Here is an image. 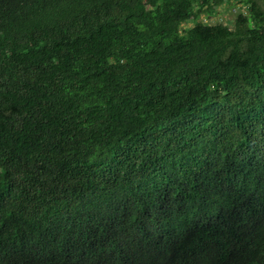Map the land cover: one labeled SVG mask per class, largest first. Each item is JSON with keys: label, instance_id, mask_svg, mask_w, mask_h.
<instances>
[{"label": "trees", "instance_id": "trees-1", "mask_svg": "<svg viewBox=\"0 0 264 264\" xmlns=\"http://www.w3.org/2000/svg\"><path fill=\"white\" fill-rule=\"evenodd\" d=\"M14 263L264 264L258 0H0Z\"/></svg>", "mask_w": 264, "mask_h": 264}, {"label": "rangeland", "instance_id": "rangeland-1", "mask_svg": "<svg viewBox=\"0 0 264 264\" xmlns=\"http://www.w3.org/2000/svg\"><path fill=\"white\" fill-rule=\"evenodd\" d=\"M259 3L264 7V0H258ZM244 10V7L241 6L238 3H223L216 7V12L211 16H201V21L204 22H224L226 24H229L231 26L232 23H236V14L239 11ZM193 25V23H187L183 25L182 27L186 28L188 26Z\"/></svg>", "mask_w": 264, "mask_h": 264}, {"label": "bare ground", "instance_id": "bare-ground-1", "mask_svg": "<svg viewBox=\"0 0 264 264\" xmlns=\"http://www.w3.org/2000/svg\"><path fill=\"white\" fill-rule=\"evenodd\" d=\"M4 252V251H3ZM15 264V263H14Z\"/></svg>", "mask_w": 264, "mask_h": 264}]
</instances>
